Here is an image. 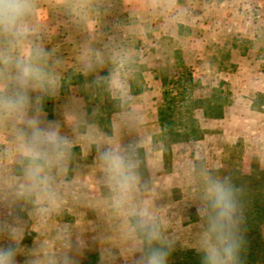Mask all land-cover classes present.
<instances>
[{"label": "rangeland", "instance_id": "374dc122", "mask_svg": "<svg viewBox=\"0 0 264 264\" xmlns=\"http://www.w3.org/2000/svg\"><path fill=\"white\" fill-rule=\"evenodd\" d=\"M62 8L74 18L82 7ZM99 13V30L91 38L79 36L78 27L62 29L61 35L39 28L25 44L47 53L43 63L57 93L46 99L45 116L60 124L71 158L57 178L53 210L38 211L26 195L14 132L10 125L0 126V225L22 240L16 264H138L139 254L132 250L138 235L131 229L144 204L170 249H196L206 223L198 213L204 188L195 162L203 161L208 170L240 168L245 175L257 167L264 171V0H104ZM60 44L75 50L66 53ZM184 68L200 83L193 98L221 88L230 104L223 120L197 113L205 137L175 144L164 163L156 140L161 71L178 77ZM73 74L108 81L113 97L122 101L113 135L91 124L76 87L60 93ZM131 81L146 91L131 95ZM128 145L136 150L141 186L133 205L118 211L99 153ZM7 240L0 230V248Z\"/></svg>", "mask_w": 264, "mask_h": 264}, {"label": "clouds", "instance_id": "9594fccd", "mask_svg": "<svg viewBox=\"0 0 264 264\" xmlns=\"http://www.w3.org/2000/svg\"><path fill=\"white\" fill-rule=\"evenodd\" d=\"M35 0H0V126L10 125L17 151L24 164L26 195L38 211L53 210L58 198L57 178L67 169L71 152L61 126L45 116L46 99L57 93L56 82L45 70L47 53L42 47H25L33 28ZM135 147L109 146L99 153L106 182L112 190V204L122 211L133 205L140 191L139 161ZM198 209L206 228L198 248L199 264H244V213L241 189L227 180L208 176ZM47 205L48 207H45ZM131 231L138 235L132 250L138 264H170L172 252L163 242L153 221L150 205L136 213ZM0 230L16 239L11 230ZM17 246L0 248V264H16Z\"/></svg>", "mask_w": 264, "mask_h": 264}, {"label": "trees", "instance_id": "16d2710c", "mask_svg": "<svg viewBox=\"0 0 264 264\" xmlns=\"http://www.w3.org/2000/svg\"><path fill=\"white\" fill-rule=\"evenodd\" d=\"M183 70L185 73L178 77L165 74L166 70L161 71L163 90L161 98L157 100L160 133L156 140L162 145L164 163L171 156L175 144L200 141L205 137L197 113L206 120H223L228 103L230 104L221 88L212 89L211 94L205 98H193L192 92L200 83L188 73V69ZM75 75L71 76L69 84L63 82L60 93H67L70 87H76L91 124L97 125L108 136L113 135V117L121 111L122 101L113 97L108 81L94 80L84 74ZM187 84L189 86L186 87ZM183 90L185 95L182 94ZM145 91L146 87L137 89L132 81L130 82L131 95H141ZM202 162H195L194 171L200 186L204 188L206 177L211 176L227 180L241 189L246 241L242 259L244 264H264V171L257 167L251 174L245 175L240 168L208 170ZM163 242L172 252L170 264H199V257L193 249L185 252L172 250L165 241Z\"/></svg>", "mask_w": 264, "mask_h": 264}, {"label": "crops", "instance_id": "0c3cea01", "mask_svg": "<svg viewBox=\"0 0 264 264\" xmlns=\"http://www.w3.org/2000/svg\"><path fill=\"white\" fill-rule=\"evenodd\" d=\"M37 1L39 2V4H41V6H38L35 3L36 7L38 8H35L34 14L31 17V22H33L34 24L32 33H36L37 29L39 28H41V30L47 29L48 32H53V28L56 29L57 34L61 35L62 29L78 27L81 28V30L78 32L79 36L84 34L91 38V36L97 35L99 30L97 20L100 18L99 12L102 11L104 0H35V2ZM115 2H117V0H115ZM62 6H65L74 12L75 9L78 10L79 6H81V13L76 15V17L71 18V16H66L62 13V11H60L61 9H64L62 8ZM41 13H44V15H46L45 19H43ZM80 20H84V23L82 22L81 26L79 27L77 23H79ZM65 34L66 32L64 33V35ZM58 48L59 50H65L66 53H71L75 50V48L70 44H60ZM21 242V239L7 240L8 244H4L3 248L7 247L10 244L17 246Z\"/></svg>", "mask_w": 264, "mask_h": 264}]
</instances>
